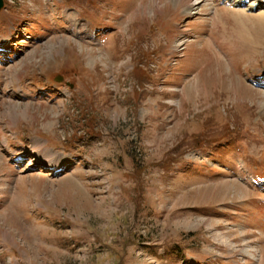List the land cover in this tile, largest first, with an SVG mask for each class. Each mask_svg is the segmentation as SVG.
Instances as JSON below:
<instances>
[{"label": "rangeland", "instance_id": "obj_1", "mask_svg": "<svg viewBox=\"0 0 264 264\" xmlns=\"http://www.w3.org/2000/svg\"><path fill=\"white\" fill-rule=\"evenodd\" d=\"M0 264H264L261 0H4Z\"/></svg>", "mask_w": 264, "mask_h": 264}, {"label": "bare ground", "instance_id": "obj_2", "mask_svg": "<svg viewBox=\"0 0 264 264\" xmlns=\"http://www.w3.org/2000/svg\"><path fill=\"white\" fill-rule=\"evenodd\" d=\"M183 1L184 0H178L179 3L183 2ZM238 1H243V0H238ZM261 2H262V5H264V0H261ZM73 23H74V21H73ZM94 32L95 31L92 30V28L90 27V25L87 22L83 21V22H81L79 24V33H80L81 36H83V39L84 38L85 39H87V38H93L95 36ZM31 160H36V157H33ZM37 160H40L42 162V164H43V161H44L43 158H40L39 157ZM62 162L63 161L61 159L52 160L51 162H49V167L50 168H58V167H60V165H61Z\"/></svg>", "mask_w": 264, "mask_h": 264}, {"label": "water", "instance_id": "obj_3", "mask_svg": "<svg viewBox=\"0 0 264 264\" xmlns=\"http://www.w3.org/2000/svg\"><path fill=\"white\" fill-rule=\"evenodd\" d=\"M3 5H4V0H0V10L3 7Z\"/></svg>", "mask_w": 264, "mask_h": 264}]
</instances>
